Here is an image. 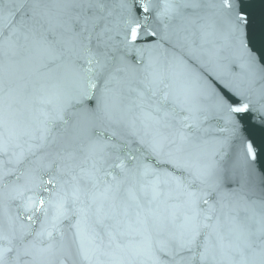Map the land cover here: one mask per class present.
<instances>
[{"label":"snow or ice","instance_id":"1","mask_svg":"<svg viewBox=\"0 0 264 264\" xmlns=\"http://www.w3.org/2000/svg\"><path fill=\"white\" fill-rule=\"evenodd\" d=\"M258 2L264 4V0H175L166 2L161 10L156 0H13L12 14H19L18 30L24 32L26 39L29 35L38 37V54L34 66H22V61L7 54L0 61V151L6 154L16 141L27 137L33 155L44 152L49 158L45 166L49 178L41 179L39 190L23 199L18 206L22 213L29 220L40 213L47 217L41 192L49 191L47 185L51 184L54 190L47 203L56 209L57 221L68 218L69 197L63 190L68 181L64 177L73 172L71 162L84 140H89V151H94L92 138L104 136L105 146L111 149L96 162V170H103L105 179H93L91 188H73L71 202L85 205L79 209L73 238L68 240L59 230V239L47 229L38 234L48 241L43 249L47 259L55 264L88 260V246L97 239L102 241L104 235L115 249L127 248L128 244L117 238L126 233L118 229L121 218L134 211L136 227L131 230L141 237L144 251L154 264H159L160 253L168 258V264H205L217 256L228 264H264V7L258 22L252 10ZM177 15L194 26V36L200 32V38H206L208 28L224 36L241 51L250 73L246 88L228 81L223 87L214 82L205 85L214 109L229 126L241 161L236 168L224 169L225 179L237 185L234 191L246 193L242 199L248 215H225V220L217 216L216 223L211 224L217 209L209 205L203 222L195 224L193 218H187L182 222L185 231L179 234L170 231L169 224L152 213L150 205L160 195L159 186L150 179L155 170L137 161L131 146H136V152L159 157L165 143L171 145L165 162L181 174H189L187 182L174 177L178 186L209 204L199 192L191 191L197 181L204 182V177L181 155L208 118L202 115L206 110L198 100L190 96L184 100L173 98L163 77L150 81L140 95L150 93L158 98L145 114L148 123L141 135L136 119L114 120L109 116L106 126H85L87 116L96 112L92 93L84 91L78 101L84 107L69 113L66 108L52 105L41 82V70L52 71L51 61H59L67 70L82 72L89 78L102 77L115 60V53L142 52V45L148 41L165 39L156 21ZM90 87L96 84L90 83ZM254 118L259 122L253 123ZM73 179L77 177L73 175ZM149 191L152 199L145 202L143 197ZM19 195L23 197V193ZM90 216L94 218L92 227L81 228ZM11 251V247L0 248V264H7Z\"/></svg>","mask_w":264,"mask_h":264},{"label":"water","instance_id":"2","mask_svg":"<svg viewBox=\"0 0 264 264\" xmlns=\"http://www.w3.org/2000/svg\"><path fill=\"white\" fill-rule=\"evenodd\" d=\"M156 2L163 10L166 2L175 0ZM262 7L264 4L260 2L253 5L254 19L257 22ZM13 12V0H0V61H3L7 54L22 61V66H34V57L38 54L35 41L38 37L29 35L26 39L24 32L18 30L19 14L13 15ZM156 27L165 39L148 41L142 45V52L115 53L116 58L109 70L99 78H89L82 72L69 71L59 61L49 62L52 71L41 70L44 95L55 107L66 108L72 113L84 107L78 101L84 91H89L94 97L92 104L96 112L87 116L85 126H106L109 116L114 120L136 119L140 134L143 135L148 123L145 114L152 110L158 97H152L150 93L142 97L140 92L150 81L163 77L170 86L167 91L173 98H196L206 110L202 115L206 114L208 118L204 120L202 129L196 133L191 144L184 146L181 155L185 163L203 175L204 182L197 181L191 191L199 192L209 204L193 198L184 188L178 186L174 177L187 182L189 174H181L172 164L165 162L169 159L166 154L171 145L165 143L163 153L159 157L136 152V146L132 145L137 161L155 170L150 179L159 186L160 195L150 205L152 213L168 223L169 230L177 234L185 231V224L182 222L187 218H193L192 223L195 224L203 222L209 205H214L217 209L213 220L209 222L211 224L216 223L217 216L221 220H225V215L244 218L248 215L242 199L246 193L234 191L237 185L230 179H225L224 175L225 168H236L241 161L233 145L229 126L214 109L211 95L205 92V85L213 82L220 87L224 86L225 81L241 88L248 87L250 73L244 64L243 54L211 28L206 29L208 35L204 39L200 38V32L194 36V26L180 15L175 18L164 17L156 21ZM90 83H95L96 87H90ZM258 122L254 118L253 123ZM92 141L95 142V150L89 151V140L85 139L76 159L71 162L73 172L64 177L68 181L63 189L69 197L66 205L68 218L59 221L55 219L56 209L47 203L50 191L54 190L51 184L47 185L49 191L41 192V196L45 198L43 207L48 210L47 217L40 213L33 220H29L27 214H23L18 207L25 197L39 190L41 179L47 181L49 178L45 170L49 158L44 152H36L33 155L29 151L30 142L27 137L16 141L6 154L0 151V248H12L8 253L7 264H55V261L46 258L47 253L43 251L48 243L38 235L43 229L53 231L57 239V230L63 232L68 240L73 238L76 231L74 225L80 218L79 209L85 206L80 202H71L73 188L77 185L81 189L91 188L93 179H105L103 170H96L99 167L96 162L111 151L105 146L104 136L93 137ZM89 174L93 175L90 177ZM73 175L77 177L76 180ZM20 193H23V197ZM143 199L145 202L151 200L152 193L149 191ZM73 212L77 214L73 215ZM93 219L90 216L81 224V228H91ZM173 220L174 224L169 223ZM135 227V213L130 211L128 217L121 218L118 229V232H124L126 235H117L128 247L115 249L109 244V237L104 235L102 241L97 239L95 244L88 246L91 258L79 261L78 264H154L144 251L141 237L131 230ZM202 240L201 237V242ZM159 264H168L164 253H160ZM205 264L228 262L217 256V259H210Z\"/></svg>","mask_w":264,"mask_h":264}]
</instances>
